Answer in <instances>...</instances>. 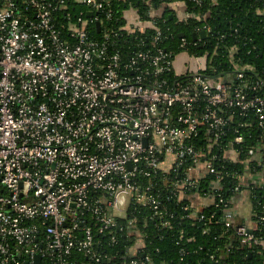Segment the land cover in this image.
<instances>
[{
    "label": "built area",
    "instance_id": "obj_1",
    "mask_svg": "<svg viewBox=\"0 0 264 264\" xmlns=\"http://www.w3.org/2000/svg\"><path fill=\"white\" fill-rule=\"evenodd\" d=\"M70 2L86 10L72 19ZM108 5L0 0V264H35L37 255L42 264H69L74 251L103 264L108 254L96 236L116 243L115 229L132 224L120 221L130 204L170 217L161 222L170 226L165 199L199 190L202 176L195 173L202 167L221 183L218 165L237 162L245 133L254 130L246 169L257 160L264 187V82L250 77L254 66L236 58L233 45L225 75L207 77L217 51L192 55L187 47H204L208 26L198 27L191 42L181 37L177 54L161 46L166 34L156 18L165 6L151 8L150 19L129 9L138 23L124 16L114 29L106 25ZM192 17L202 20L185 12L180 21ZM148 30L154 33L146 37ZM131 36L133 50L119 49L118 41ZM185 54L195 64L180 72L177 59ZM232 218L228 211L227 227ZM237 235L249 248L263 244L247 225Z\"/></svg>",
    "mask_w": 264,
    "mask_h": 264
},
{
    "label": "trees",
    "instance_id": "obj_2",
    "mask_svg": "<svg viewBox=\"0 0 264 264\" xmlns=\"http://www.w3.org/2000/svg\"><path fill=\"white\" fill-rule=\"evenodd\" d=\"M172 3L184 4L186 13L202 14V20L198 21L192 17L187 21H180L181 16L170 7ZM163 6H165L163 15L156 18L158 25L166 34L161 46L173 49L177 54L181 53L183 50L179 47L181 43L179 35L184 33L191 42L196 29L206 25L209 27V30H206L208 34L206 45L187 47L192 55H199L205 51L212 54L217 51L209 61L207 69L203 71L205 76L217 79L225 75L231 65L228 53L235 45L236 58L255 68L254 72L249 73L252 80L262 79L264 82V0H201V4H197L195 0H109L107 10L111 11V20H106V25L114 29L124 25L126 23L124 13L129 9L137 10L142 19H150V9ZM81 10L85 11L86 8L72 2L68 5L72 19ZM63 14H60V20L64 21ZM100 14L104 17L102 13ZM90 29L94 38L101 36L96 32L94 24ZM235 30L237 31L232 35ZM153 33V30H148L144 36L148 37ZM221 34L227 36L220 40ZM133 36L126 41L120 39L119 49L131 52L135 43ZM235 124L236 119L232 122V125ZM245 135L247 139L243 144L239 160L226 161L218 165L222 176L221 183L218 184L214 177L206 174L202 176L199 190L186 197L174 196L165 199V205L173 215L170 226L161 225L163 219L170 217L154 215L147 207L130 204L127 218L120 221L127 224L132 220V224H127L123 232H117L115 229L118 239L116 243L109 245L106 236H96L104 244L102 250L108 254L103 264H132L135 259L146 258H149L146 264H264V221L257 222L259 216H264V187L260 183L248 187L242 184V176L246 172L247 165L246 149L256 143L253 138L256 137V131L246 132ZM197 145L199 147V141ZM256 163L257 160L250 161L252 170H258ZM160 180L161 177L157 182ZM237 185L241 186L240 190H247L253 207L252 218L255 222V226L251 229L263 240L262 245L254 248L243 245L237 235V228L245 225L242 219L234 217L231 226H226L227 213L230 211L233 214L231 210L234 202L242 194L241 191L234 190ZM218 193L223 196V203L219 202ZM194 194L205 196L209 200V203L201 205L200 208L204 219H200L201 214L196 212L199 208L191 199ZM185 205H190L189 209H184ZM69 262V264H91L85 255L77 251L73 252ZM43 264L47 263L43 262Z\"/></svg>",
    "mask_w": 264,
    "mask_h": 264
},
{
    "label": "crops",
    "instance_id": "obj_3",
    "mask_svg": "<svg viewBox=\"0 0 264 264\" xmlns=\"http://www.w3.org/2000/svg\"><path fill=\"white\" fill-rule=\"evenodd\" d=\"M171 9L176 10L177 15L183 16L185 14V5L182 3H172L170 5ZM124 16H126V19H128V23H138L139 19L137 17L136 12L133 10H126L124 13ZM177 68L180 72H183L185 69V65H182V63H178ZM258 171V172H256ZM199 176H204L207 174V171L205 168L202 167V169H199L196 173ZM261 182V171L258 168L252 170V168H247L246 172L242 176V184L245 186H251L253 184H259ZM247 190H244V192L239 196L236 201L234 202V207L232 216L233 218L236 217L238 219H242V222H244L245 225L252 228L255 226V222L253 221V207L252 203L248 197V194L246 192ZM192 201H194V204L196 205H204L209 203L208 198L205 196L200 195H194L191 197Z\"/></svg>",
    "mask_w": 264,
    "mask_h": 264
},
{
    "label": "rangeland",
    "instance_id": "obj_4",
    "mask_svg": "<svg viewBox=\"0 0 264 264\" xmlns=\"http://www.w3.org/2000/svg\"><path fill=\"white\" fill-rule=\"evenodd\" d=\"M177 60H178V62L182 63V65H185L186 67H190V68H192V66H193L192 63L195 64L193 56L190 57L187 54L180 56V58L178 57ZM164 166H165V164H164Z\"/></svg>",
    "mask_w": 264,
    "mask_h": 264
},
{
    "label": "water",
    "instance_id": "obj_5",
    "mask_svg": "<svg viewBox=\"0 0 264 264\" xmlns=\"http://www.w3.org/2000/svg\"><path fill=\"white\" fill-rule=\"evenodd\" d=\"M88 15L91 16L92 13H89ZM97 27L100 28V24H99V23H97ZM201 35H202L203 37L206 36L205 32H202ZM179 36H180V37H184L185 35H184V33H181ZM195 38H196V37L194 36V39H195ZM41 262H42L41 256H40V255H37L36 258H35V264H42Z\"/></svg>",
    "mask_w": 264,
    "mask_h": 264
}]
</instances>
